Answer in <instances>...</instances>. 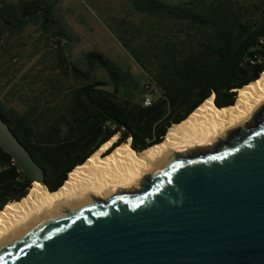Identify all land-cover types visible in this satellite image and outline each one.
Instances as JSON below:
<instances>
[{
  "label": "trees",
  "instance_id": "16d2710c",
  "mask_svg": "<svg viewBox=\"0 0 264 264\" xmlns=\"http://www.w3.org/2000/svg\"><path fill=\"white\" fill-rule=\"evenodd\" d=\"M56 1L0 0V38L36 24L53 39L56 70L70 83L52 75L41 88L0 95V117L50 191L113 134L140 152L212 93L217 107L232 105L264 70V0H130V14L111 29L139 75L98 50L74 61L77 37L57 18ZM29 186L0 147V210Z\"/></svg>",
  "mask_w": 264,
  "mask_h": 264
},
{
  "label": "water",
  "instance_id": "95a60500",
  "mask_svg": "<svg viewBox=\"0 0 264 264\" xmlns=\"http://www.w3.org/2000/svg\"><path fill=\"white\" fill-rule=\"evenodd\" d=\"M0 147L45 185L1 117ZM0 264H264V104L208 149L29 224L0 245Z\"/></svg>",
  "mask_w": 264,
  "mask_h": 264
},
{
  "label": "bare ground",
  "instance_id": "6f19581e",
  "mask_svg": "<svg viewBox=\"0 0 264 264\" xmlns=\"http://www.w3.org/2000/svg\"><path fill=\"white\" fill-rule=\"evenodd\" d=\"M236 92L234 103L225 107H217L214 96H208L185 119L172 124L161 142L140 152L132 149L129 140L116 144L118 135H113L75 166L55 191L32 182L23 198L6 203L0 210V245L29 224L70 204L134 185L174 154L209 148L264 104V70Z\"/></svg>",
  "mask_w": 264,
  "mask_h": 264
},
{
  "label": "rangeland",
  "instance_id": "374dc122",
  "mask_svg": "<svg viewBox=\"0 0 264 264\" xmlns=\"http://www.w3.org/2000/svg\"><path fill=\"white\" fill-rule=\"evenodd\" d=\"M55 9L57 18L77 37L72 49L74 61H80L87 51L98 50L133 74H140L111 29L119 18L130 14V0H57ZM54 55L53 39L42 33L36 24L26 26L15 35H2L0 95L6 92L18 95L29 88H41L52 75L65 81L56 70ZM11 104L22 109L16 102Z\"/></svg>",
  "mask_w": 264,
  "mask_h": 264
},
{
  "label": "built area",
  "instance_id": "2783aa9c",
  "mask_svg": "<svg viewBox=\"0 0 264 264\" xmlns=\"http://www.w3.org/2000/svg\"><path fill=\"white\" fill-rule=\"evenodd\" d=\"M143 105H144V106H148V105H150V99H149V97H146V98L144 99V101H143Z\"/></svg>",
  "mask_w": 264,
  "mask_h": 264
}]
</instances>
